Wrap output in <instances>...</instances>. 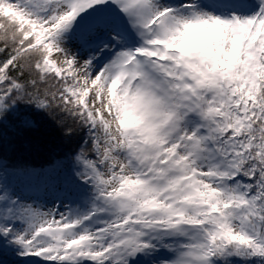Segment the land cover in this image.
I'll return each instance as SVG.
<instances>
[{"label":"snow or ice","instance_id":"obj_1","mask_svg":"<svg viewBox=\"0 0 264 264\" xmlns=\"http://www.w3.org/2000/svg\"><path fill=\"white\" fill-rule=\"evenodd\" d=\"M0 264H264V0H0Z\"/></svg>","mask_w":264,"mask_h":264},{"label":"trees","instance_id":"obj_2","mask_svg":"<svg viewBox=\"0 0 264 264\" xmlns=\"http://www.w3.org/2000/svg\"><path fill=\"white\" fill-rule=\"evenodd\" d=\"M11 127L4 134V150L0 154L17 163L41 166L54 154L74 147L62 138L51 120H42L38 129L19 137L13 136Z\"/></svg>","mask_w":264,"mask_h":264}]
</instances>
